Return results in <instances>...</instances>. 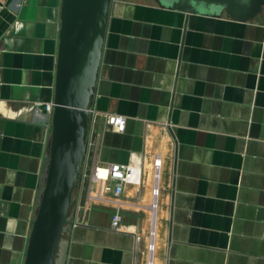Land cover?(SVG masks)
<instances>
[{
  "label": "crops",
  "instance_id": "obj_1",
  "mask_svg": "<svg viewBox=\"0 0 264 264\" xmlns=\"http://www.w3.org/2000/svg\"><path fill=\"white\" fill-rule=\"evenodd\" d=\"M58 7L0 0V264H24ZM109 163L134 172L118 196L90 179ZM73 199L55 264H146L150 231L151 264H264V7L241 23L110 0Z\"/></svg>",
  "mask_w": 264,
  "mask_h": 264
},
{
  "label": "water",
  "instance_id": "obj_2",
  "mask_svg": "<svg viewBox=\"0 0 264 264\" xmlns=\"http://www.w3.org/2000/svg\"><path fill=\"white\" fill-rule=\"evenodd\" d=\"M162 9L247 22L264 0H152ZM110 0H59L50 131L24 264H55L68 243Z\"/></svg>",
  "mask_w": 264,
  "mask_h": 264
},
{
  "label": "built area",
  "instance_id": "obj_3",
  "mask_svg": "<svg viewBox=\"0 0 264 264\" xmlns=\"http://www.w3.org/2000/svg\"><path fill=\"white\" fill-rule=\"evenodd\" d=\"M52 104L51 102L44 106L45 112H51ZM106 124L111 127L115 132H122L124 128V120L120 116L116 115H107L105 117ZM154 178L157 177V169L159 166V160H154ZM90 179L92 182H99L104 180H111L113 182L112 187V195L118 196L121 190V185L126 182L135 179L134 172L132 168L127 167L124 164L118 163H109L106 166H92ZM158 195V189L156 186V190L154 188L151 190V198L156 200ZM119 217L114 214L110 218V226L111 228H115L117 226V222ZM152 233H149V242L147 244V261L146 264H151V256L153 253V244H152Z\"/></svg>",
  "mask_w": 264,
  "mask_h": 264
},
{
  "label": "rangeland",
  "instance_id": "obj_4",
  "mask_svg": "<svg viewBox=\"0 0 264 264\" xmlns=\"http://www.w3.org/2000/svg\"><path fill=\"white\" fill-rule=\"evenodd\" d=\"M89 146V145H88ZM88 152H90L89 148H88ZM88 154V153H87ZM88 157V156H87Z\"/></svg>",
  "mask_w": 264,
  "mask_h": 264
}]
</instances>
